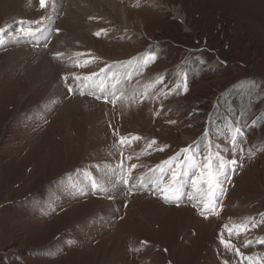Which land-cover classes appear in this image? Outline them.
Wrapping results in <instances>:
<instances>
[{
  "label": "rangeland",
  "instance_id": "obj_1",
  "mask_svg": "<svg viewBox=\"0 0 264 264\" xmlns=\"http://www.w3.org/2000/svg\"><path fill=\"white\" fill-rule=\"evenodd\" d=\"M32 1L36 20L0 11V264H264V0H98L59 56L68 0ZM29 47L56 68L50 89ZM193 142L237 160L214 212L190 177L182 202L152 191Z\"/></svg>",
  "mask_w": 264,
  "mask_h": 264
},
{
  "label": "snow or ice",
  "instance_id": "obj_2",
  "mask_svg": "<svg viewBox=\"0 0 264 264\" xmlns=\"http://www.w3.org/2000/svg\"><path fill=\"white\" fill-rule=\"evenodd\" d=\"M46 4V0H40V7L43 8ZM4 29H0V35H2ZM21 31H24L21 28ZM34 34L30 31L24 32V35ZM97 36L100 33H96ZM0 44H3V40L0 39ZM61 54H57L59 56ZM101 71H104L102 69ZM95 75V74H93ZM67 79V78H65ZM80 77H75L77 87H79ZM85 81L91 80L90 76L83 77ZM162 82V81H161ZM176 87H180V83L176 84ZM184 91L187 90L186 83L183 85ZM75 91L72 85H68V93L73 94ZM80 95H84L85 91L83 88H80ZM101 99V97H97ZM104 102H108L107 97H104ZM115 101H113L114 103ZM240 129H235V135H232L229 140V144L233 149V154L235 153L236 146L240 141L237 136L240 134ZM207 135V134H205ZM136 139H139L138 137ZM127 140L126 137L119 138V143H124ZM156 141H152L148 147L151 148ZM158 151H164V148H158ZM242 151V149H241ZM237 166V160H224L219 157L217 153H212L209 151V146H205V151L201 152L200 142H193V144L188 147L181 149L176 155L170 157L168 160L163 161L160 165H157L156 170H154V175L150 180L152 184L153 193H159L160 198L164 200L165 203L168 202H179L186 194L184 192V184L186 183L185 177L191 178V185L193 190L198 191L202 197H207V201L204 202V208L209 212H214L216 207L219 204L218 194L222 195L224 192L223 181L221 177H224L225 180H230L228 170L231 169L232 172L235 171ZM135 168V165H133ZM131 169H125L123 165L119 166V178L120 181L128 186L129 180L128 175ZM158 171V175L156 174ZM203 185L204 187H201ZM140 186H144L143 178L140 179ZM93 187H96L93 184ZM129 190H131L129 188ZM189 199H192L191 195H188ZM196 206V205H194ZM201 215H204V212H201ZM207 218V217H205ZM259 223H264V215L261 216ZM252 227L258 226V224L253 223ZM244 230L248 229L247 225L238 226ZM258 243H264V237L259 238ZM221 243H225L221 237ZM248 243H251L249 241ZM229 247V245H225ZM237 255H240L239 249L236 250ZM248 260V264H260V261L254 257H244Z\"/></svg>",
  "mask_w": 264,
  "mask_h": 264
},
{
  "label": "bare ground",
  "instance_id": "obj_3",
  "mask_svg": "<svg viewBox=\"0 0 264 264\" xmlns=\"http://www.w3.org/2000/svg\"><path fill=\"white\" fill-rule=\"evenodd\" d=\"M20 1L21 0H0V11L13 10V11H16L19 14H21V11L26 7L27 8V9H25L26 11H24L22 14H24L27 17L28 16L34 17L35 20L37 18L39 19V17H40L39 15L41 12H38L35 8V5H37L36 4L37 2L33 3L32 0L28 1V2L27 1L22 2L21 4H22V6H24V8L21 10ZM54 2H55V5H57L59 7L61 5L62 0H54ZM152 3H154V2H152ZM83 6L90 8V10H92V12L94 10L97 11L98 8H100V7L102 8V6H100V2L98 0H68L67 6H66L67 12L65 15V19H63L61 21V23H60L61 26L59 27V29H60L59 31L61 33L58 36L56 35L53 38V41H51V44L49 45V47L47 49V53H52L53 55H57L58 53H62L60 51H62V49H64L65 46L66 47L69 46V44L72 41L77 39L78 35L82 32L81 29L84 28L85 24H86V23H84L82 15H81L82 14L81 12L85 11V8H82ZM120 12H122V14L124 15L126 11L122 9ZM78 31H80V32H78ZM30 48H32V49L29 50ZM26 50H28V51H26ZM24 51L28 54V57L32 60L33 69L38 73L40 78H42V79L45 78V82H46L45 87L46 88L48 87L49 89L51 88V86L53 87L54 84H56L57 75L54 72V70H56V68L54 69L51 66V64L49 63V59L45 56L41 58L40 57L41 55L39 54V52L35 51V48L33 49V47L25 48ZM13 55L15 56L16 54L14 53ZM100 81H101V79H100ZM76 101L77 100H72V102H76ZM108 180H109V178H108ZM111 182H113V180H111ZM135 183H138V186H139L138 188L141 187L140 181H136Z\"/></svg>",
  "mask_w": 264,
  "mask_h": 264
}]
</instances>
